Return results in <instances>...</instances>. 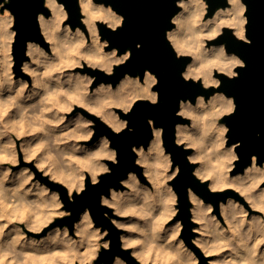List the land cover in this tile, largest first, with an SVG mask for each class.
Returning a JSON list of instances; mask_svg holds the SVG:
<instances>
[{"label": "bare ground", "instance_id": "bare-ground-1", "mask_svg": "<svg viewBox=\"0 0 264 264\" xmlns=\"http://www.w3.org/2000/svg\"><path fill=\"white\" fill-rule=\"evenodd\" d=\"M228 2L227 6L219 5L215 13L207 18L208 2L179 0L181 9L172 19L174 27L167 30V36L178 53L193 54V59L184 71L185 77L197 80L202 78L206 86L219 84L216 72L236 75L237 66L244 64V60L237 54L227 52L224 44L207 43L208 38L217 36L225 26L232 27L239 38L249 40L246 35L247 4L243 0ZM44 4L51 10L49 16L45 12L39 13L44 44L35 40L28 41L27 53L30 59L23 62V69L18 76L12 68L14 63L12 45L17 33V29L12 28V25L16 16L7 8L3 11V3L0 7V218L5 217L2 221L0 219V264L14 263L19 257L21 261L15 263H22L20 254L17 258V251L21 248L25 249L23 254L28 251L27 257L22 254L23 259L25 256L26 259L33 260L35 255L40 257L43 254L42 259L44 253L47 254L45 257L51 256L49 255L51 252L47 251L48 245L41 239L37 241L22 238L23 233L21 235L19 232L21 229L18 231L19 227L16 229L11 227L10 215L12 213L16 218V212L18 215L22 211L24 216L23 212L26 211L29 216L28 225L40 229L51 211L49 206H54L57 201L60 203L57 193L47 191L48 187L40 180H32L35 171L25 168L9 171L8 167L6 168L9 159L13 162L16 160L19 146L16 139L23 137L21 147L26 160L35 158L38 166L46 163L47 168L52 170L50 174L52 178L66 181L70 191L74 188L80 189L84 184L85 171L90 170L92 179L95 180L98 173L106 168L101 162L102 159L105 157L114 159L116 152L109 146L107 137H101L102 139L94 145L79 146V143H75L78 138L90 136L92 130L87 125L91 119H86L80 114L67 119L65 111L78 102L90 112L99 115L115 130H120L127 125V120L119 116L114 110L115 107L127 111L137 99L158 100V92L153 87L158 77L149 69L146 70L143 79L127 74L116 86L101 83L95 91H89L93 77L79 71H71L76 66L83 65L84 61L112 71L115 65L129 58L131 47L122 54L118 53V48L106 51L104 46L107 40L102 41L99 34V21L115 28L123 22V14L118 13L111 5L97 0H79L81 22L86 24L89 30L87 34L81 24L74 27L70 22L65 23L69 11L63 1L44 0ZM48 44L50 52L47 51ZM27 72L30 73V79L25 76ZM234 108V98L221 91L213 93L208 98L199 95L195 103L189 100H183L181 103L180 113L191 116L192 126L179 123L177 141L180 144L186 141L187 145L195 147L189 155L190 159H197L200 162L194 170L195 174L202 181L210 179L209 187L212 190L232 185L240 191L236 199L230 197L220 203L224 217V220H221L211 213L213 204L190 189L192 218L199 223L196 227L199 235L193 241L196 248L201 247L204 252V256L200 258L201 263L264 264V187H261L264 181V162L258 163L254 155L253 162L245 167L243 172L229 173L234 166V160L238 158L235 152L237 144L224 146L227 140V125L222 124L220 119ZM63 150H68L69 156L62 167L52 158L53 151L57 155H63ZM136 150L139 154L137 159L145 164L144 170L149 179L155 181L157 185L160 184V178L167 175L162 128H154V136L148 148L139 147ZM177 170L178 167L175 166L171 174ZM124 180L130 184V191L112 192L111 197L103 198V203L115 205L120 212L128 209L131 212L130 224H136V221L141 220L139 225L133 224V230L135 228L137 231H146V226L152 231L151 234L149 230L143 231L144 235L149 233L150 237L153 235L161 238L163 221L173 211L170 204L156 205L149 202L145 206L148 187L139 182L135 171H131ZM9 202L16 207L15 213H13L15 207L9 206ZM21 204L26 208L36 205L39 211L36 214L31 212L29 214L32 208L19 209V206L23 207ZM22 215L17 216V219ZM145 215L148 216L146 223ZM181 226L182 223L178 221L177 227ZM97 231L92 227L89 210L84 211L76 222L79 237L77 239L70 237L65 229L64 235L60 234L59 240L57 239L65 247L63 249L65 258L68 257L67 259L71 261L75 259L86 261L94 257L97 254ZM134 231L129 236L122 235L123 244L138 242ZM171 235L173 236V233ZM168 236L169 234L166 236L164 234L163 240L166 241ZM47 241L49 244V240ZM151 242L154 245L155 242ZM177 242L171 244L169 242L170 247L175 250L174 256L177 257L176 259L170 256L172 264L180 261H185L184 264H196L192 250L183 249L184 246ZM52 246L54 247L53 244ZM135 246L132 254L145 262L148 257L144 242H138ZM9 253L15 254V257L11 254L14 261L8 258ZM210 255H214L213 258L205 259ZM38 259L35 261L38 262ZM29 260L28 264H31L32 261ZM114 264L126 262L118 256Z\"/></svg>", "mask_w": 264, "mask_h": 264}, {"label": "water", "instance_id": "water-1", "mask_svg": "<svg viewBox=\"0 0 264 264\" xmlns=\"http://www.w3.org/2000/svg\"><path fill=\"white\" fill-rule=\"evenodd\" d=\"M5 0H0L1 3ZM66 4L73 25L81 23L79 0H61ZM111 5L118 13L124 15L122 25L111 27L103 21L98 22L102 38L109 41V48H118L125 53L131 47L127 60L114 66L109 73L101 68L86 67L96 76L95 84L112 83L116 86L127 75L139 76L143 79L146 70L155 72L158 77L153 86L158 92V100L137 99L129 110L116 107L119 116L127 120V127L115 130L99 115L81 107L80 110L94 124L91 143L101 137H107L110 146L115 149L116 158H106L108 170L99 174L93 182L90 174L86 175L85 187L72 194L69 188L48 176L40 177L59 192L60 198L70 215L57 221L68 224L71 231L84 211L89 210L96 226L108 230L106 239H110L109 247H102L93 264H114L116 257H122L128 264H143L131 249L122 246V229L118 228L112 217L117 214L113 208L103 203L104 196L110 197L113 189H123V180L131 171L143 178V167L137 162L136 149L148 148L154 136V128H162L163 143L167 152L171 153L173 165L179 166V173L172 184L179 195V217L186 224L191 219V201L189 189H193L212 200L216 206L226 201L229 196L238 197L234 189L214 191L208 181H202L194 173L196 163L189 154L192 149L177 141V125L188 123L189 118L180 113L183 100L192 103L199 95L210 97L217 91L232 96L235 108L223 117L228 126L227 144H237L235 150V173L243 172L253 162L256 155L258 163L264 162V0H243L247 4L246 35L249 40L239 38L232 27H223L222 32L209 44H224L226 51L237 54L244 60L237 66V74L229 75L216 72L220 82L217 86L206 87L201 80L187 78L184 75L187 65L192 60L190 55H179L167 36V30L174 27L173 17L180 6L179 0H97ZM208 14L212 16L219 5L227 6L228 0H207ZM6 6L14 12L17 33L13 51L19 68L27 58V44L35 40L44 44V36L39 24V13L50 14L44 0H9ZM80 264V263H79Z\"/></svg>", "mask_w": 264, "mask_h": 264}, {"label": "rangeland", "instance_id": "rangeland-1", "mask_svg": "<svg viewBox=\"0 0 264 264\" xmlns=\"http://www.w3.org/2000/svg\"><path fill=\"white\" fill-rule=\"evenodd\" d=\"M9 0H5L4 2H3V7H2V10L4 11L6 8L9 10V12H12V10L10 9V8H8L7 6H6V3L8 2ZM200 1H203V3H206L207 2V0H200ZM208 7H209V5H207ZM47 7V6H46ZM48 8V7H47ZM49 9V11H50V14H48V16L49 15H51V10H50V8H48ZM180 9H181V6H180ZM13 13V12H12ZM81 17H82V15H81ZM206 17L208 18V17H210L209 16V14H208V10H207V12H206ZM16 19V18H15ZM67 22H70L71 24H72V22H71V17H70V14L68 15V17L66 18V20H65V23H67ZM123 23V22H122ZM122 23L120 24V25H122ZM81 24V26L85 29V32H87V34H89V30H88V28H87V26H86V24L85 23H80ZM80 24H76V25H73L74 27L75 26H77V25H80ZM120 25H118V26H120ZM117 26V27H118ZM12 28H15V21H14V24L12 25ZM222 32V31H221ZM220 32V33H221ZM219 33V34H220ZM99 34H100V39L103 41V40H107V39H105V38H102V36H101V33H100V31H99ZM218 34V35H219ZM217 35V36H218ZM217 36H215V37H210V38H208V40H207V43H209V41H211L212 39H214V38H216ZM14 41H15V39H14ZM14 41H13V44H14ZM41 43V42H40ZM211 44H214V43H211ZM208 45V44H207ZM48 49H47V51L48 52H50V46H49V44H48V47H47ZM104 49L106 50V51H110V50H113V49H110L109 48V41L107 40V44L104 46ZM177 51V50H176ZM118 53H119V50H118ZM26 54H27V58H25L23 61H22V63H21V65H20V67L18 68L17 67V61H16V58H15V54H14V51H13V45H12V57H13V59H14V63H13V66H12V68H13V71H14V73H16V75L18 76V75H20L19 74V72H20V70H22L23 68H22V66H23V62L25 61V60H28V59H30V56H29V54L27 53V51H26ZM120 54V53H119ZM179 55H190L191 56V58L193 59V54H191V53H179ZM125 60H127V59H125ZM124 60V61H125ZM123 62V61H122ZM122 62H120V63H122ZM120 63H118V64H120ZM86 66H89V67H93V68H101V67H99V66H97V65H92V64H89L88 63V61H84L83 62V65H81V66H76L75 68H73V69H71V71H75V72H81V73H83V74H85L86 76H91V77H93V80H92V82H91V84H90V86H89V91H95L96 89H97V87H98V85H100V84H95L94 82H95V78H96V76H94V75H92L91 73H89L87 70H86ZM239 66V65H238ZM101 69H103V70H105V71H107L106 69H104V68H101ZM114 71V68H113V70L112 71H107V72H109V73H111V72H113ZM25 76L27 77V78H29L30 79V73L29 72H27V73H25ZM140 78V77H139ZM193 79H195V78H193ZM195 80H197V79H195ZM199 80H201L202 81V78H200ZM157 83V82H156ZM155 83V84H156ZM203 83V82H202ZM112 86H113V84L112 83H110ZM154 84V85H155ZM206 86V85H205ZM210 86H212V85H210ZM210 86H206V87H210ZM81 107H83V108H85V109H87V110H89L87 107H85L83 104H80V103H78V102H76L74 105H73V107H71L70 109H68V110H66L65 111V118H67V119H69V118H73V117H76L77 115H79L80 114V116H83V117H85L86 119H90V118H88L85 114H83V112L80 110V108ZM116 108V107H115ZM115 108H114V110H115ZM121 108V107H120ZM123 109V108H122ZM116 111V110H115ZM94 113V112H93ZM118 113V112H117ZM96 114V113H95ZM182 114V113H181ZM226 114H229V113H226ZM225 114V115H226ZM183 116H185V117H187V118H189V122L188 123H183V124H185V125H187V126H192V118H191V116H189V115H184V114H182ZM220 122L222 123V124H224V125H226V122H224L223 121V118H221L220 119ZM93 124H94V122L92 121V120H90V124L89 125H87V127L88 128H90L91 130H92V133L90 134V136H88V137H84L83 136V138L81 137V138H78L76 141H75V143H79V146H82V144L83 145H85V144H87V145H94L95 143H97L100 139H102V138H99L98 140H96L95 142H93V143H91V140H92V138H93V134H94V132H95V130H94V127H93ZM125 127H127V125L125 126ZM124 127V128H125ZM228 126H227V132H228ZM69 130V129H68ZM67 130V131H68ZM226 132V133H227ZM109 140V139H108ZM227 140H228V136H227ZM227 140H226V142L224 143V146H227L228 144H227ZM20 141V142H19ZM22 141H23V137H18L17 139H16V143H17V145H19L18 146V152H17V156H16V160L13 162L12 161V159H9L8 161H7V163H6V168L9 170V171H17V170H21V169H26V170H31V171H35V174H33V176H32V180L33 181H35V180H40L41 182H43L47 187H48V190L47 191H49L50 193H57L58 194V199H59V202L60 203H58V201L57 202H55V204H54V206H49V210H51V211H49V213L47 214V216H46V221H44L43 223V225H42V227L40 226L39 228L40 229H37V228H32V227H30L29 225H28V215L26 214V211H25V213L23 212V214H24V216L22 215V211L17 215V212H16V218L15 217H13V215L14 214H12L11 213V219L13 220H11V222H9L10 224H11V227L12 228H17V227H19L17 230L19 231V229H21L19 232L21 233V235H22V233H23V235H22V238H24V239H37V241L39 240V239H41L43 242H45L48 246H47V251L48 252H51V253H49V255H51V256H47L48 257V259H47V257H45L47 254H45L44 253V257L41 259V255H43V254H41L40 255V257L38 256V255H35L34 253H32V255L35 257V259H30V258H25V256L27 257V253H28V251L26 250V254H23V251H24V253H25V249L23 250L22 248L21 249H19L20 247H17L19 250L17 251L18 252V254H17V258L19 257V254H20V256H21V258H22V260H23V262L24 261H27V262H19V264L21 263V264H28V260L29 261H32L31 262V264L33 263H36V264H93L94 263V260H95V258L98 256V253H99V251L102 249V247H109V243H110V239H106L105 237H106V235L108 234V230H105V231H103L102 230V228H101V226H96L95 225V222H94V220H93V218H92V227L95 229H97L98 231V236H97V254L94 256V257H92V258H90V259H88V260H86V261H81V260H69V259H67L68 257H66L65 258V256H64V254L63 253H65V251L63 252V249L65 248L63 245H61L59 242H58V240H59V235L60 234H63V232H64V230L65 229H67V234L71 237H74V239H77L79 236H78V233L76 232V223H75V227H74V230L73 231H71L70 230V228H69V226H68V224H60L57 220L59 219V218H64V217H66L67 215H70L71 214V211H69V210H66L65 208H64V204H63V202H62V200H61V198H60V195H59V192L58 191H56V190H53V189H51V187L40 177V173L43 175V176H48L51 180H53V181H57V182H61V183H63V184H65L68 188H69V184L66 182V181H64L63 179H58V178H52L51 177V175L50 174H52V170L50 171L47 167L48 166H46L47 164L45 163L43 166H38L37 164H36V159L35 158H32V159H28V160H26L25 159V157H24V151H23V149H22V147H21V143H22ZM183 144H185V146H187V147H189V148H191L192 149V152L195 150V147L193 146V145H187V142L186 141H184V142H182ZM162 144H163V153L165 154V158H166V160H165V162H166V170H165V172L167 173V175L166 176H164V177H161L160 179V184H155V181H153V180H151V179H149V176H147V174L145 173V164L144 163H142V162H139L138 161V159H137V162L140 164V165H142V167H143V178L141 177V176H139L138 174H137V172H135L136 174H137V178H138V180H139V182H141L142 184H145V186L146 187H148V189H149V192H147L148 194V196L147 197H145V206H146V204L147 203H149V202H152V203H154V204H156V205H163V204H170V208L173 210L171 213V215L170 216H168L166 219H165V221H163V225H162V233H161V238H157V236L156 237H154L153 235H152V237H150V235H149V233L151 234V228H147L146 226H145V230L146 231H144V232H147V230H149L148 232L149 233H147L146 235H144L145 233H142L143 231L141 230V231H137L135 228H134V230H136V231H134L132 228H133V224L134 225H136V224H140L141 223V220H139L138 222L136 221V224L135 223H131L130 224V221H131V212L127 209V210H125V212H120L119 210H117V208L115 207V205H109V204H107L108 206H110V207H112L113 208V210H114V212L117 214V216L116 217H112V219H113V221H114V223L116 224V226L118 227V228H120V229H122V233H121V239H122V235H127V236H129V234L131 233V232H135L136 234H137V239H138V242H144V244H145V248H146V252H147V257H148V259L145 261V262H142L141 260H139L138 258H137V256H135L141 263H143V264H172V256L173 257H176V255L174 256V253L173 252H175V250L173 249V248H171L170 247V244H171V242H177V241H179L180 239V242H177V243H181L184 247H183V249H188V250H192V252H193V254H194V257H195V259H196V264H205V263H201V261H200V258H202V255L204 256V252H202V249H201V247H197L196 248V245H195V243H194V241H193V239L196 237V236H198L199 235V232L196 230L197 228V226L199 225V223L198 222H196V220H194L193 218H192V212H191V219H190V223L189 224H186L184 221H183V219L181 218V217H179V211H180V208L178 207V204H179V195H178V193H177V191L174 189V187H173V184H172V181H173V179H175V177L178 175V173H179V166L178 165H176L177 167H178V170H177V172L176 173H174V174H171V173H173L174 172V169H175V166L173 165V160H172V156H171V153L170 152H167L166 151V148H165V146H164V143H163V137H162ZM78 146V147H79ZM109 146H110V141H109ZM57 147H58V145H57ZM111 147V146H110ZM64 151V150H63ZM136 152H137V150H136ZM191 152V153H192ZM235 152H236V150H235ZM53 161L55 162V163H57V164H59V165H61L62 167H63V165L67 162V159H68V156H69V152H68V150H65L64 151V153H63V155H57V154H55L56 152L55 151H53ZM190 153V154H191ZM237 153V152H236ZM189 154V155H190ZM139 154H138V152H137V158L139 157L138 156ZM106 158H108V157H105V158H103L102 159V163H104L103 165L106 167V168H104V169H102L99 173H98V176H97V178L95 179V181L96 180H98V177H99V174H101V173H103V172H105V171H107L108 170V164L105 162V159ZM116 158V155H115V157H114V159ZM12 162H11V161ZM192 162H194V163H196V167L199 165V160H197V159H190ZM199 162V163H198ZM195 167V168H196ZM235 168H236V160H234V166H233V168L229 171V173L230 174H235ZM48 169V170H47ZM51 169V168H50ZM79 171L77 170V173H78ZM194 173H195V171H194ZM87 174H90V176L92 175L91 174V171L90 170H86L85 171V176H84V184H83V186L80 188V189H78V188H74L72 191H70V189H69V191H70V193L72 194L74 191H78V192H80L84 187H85V179H86V175ZM171 174V175H170ZM38 175V176H37ZM168 175H170L169 177H167ZM197 177H198V175L197 174H195ZM91 178H92V176H91ZM93 180V179H92ZM94 181V180H93ZM125 180H123V184H124V188L123 189H118V190H115V189H113L112 190V192H122V193H127L126 191H130V189H131V186H129L130 184H127V183H125L124 182ZM205 181H208V183L210 182V179H208V180H205ZM148 185V186H147ZM159 188H158V187ZM264 187V181H263V184L261 185V187ZM228 189H234L237 193H239L240 194V191L235 187V186H232V185H229V186H227V187H225V188H223V189H220V190H214V191H226V190H228ZM189 191H190V189H189ZM112 192H111V194H112ZM190 193V192H189ZM168 194V195H167ZM112 196V195H111ZM110 196V197H111ZM104 197H107V196H104ZM203 197V196H202ZM230 197H232V198H234V199H236L237 197L236 196H229L228 198H230ZM204 198V197H203ZM227 198V199H228ZM12 199H14V198H12ZM11 199V200H12ZM189 199H190V197H189ZM205 200V199H204ZM190 201H191V199H190ZM207 202H211L212 204H213V209L211 210V213L212 214H214L215 215V217H218L219 219H221V220H224V217H223V215H222V213H221V209H220V203L222 202V201H220V203H219V205L218 206H216L215 205V203L212 201V200H206ZM11 202V201H10ZM9 202V206H12V207H15V206H13V203H10ZM10 204H12V205H10ZM15 205V204H14ZM18 205H19V203H18ZM17 205V206H18ZM9 206H8V208H9ZM21 206H23L22 204H21ZM191 206H192V202H191ZM30 207L31 206H27V208L28 209H30ZM23 208V210H24V208H25V210H27V208L26 207H20L19 206V209H22ZM32 210L31 211H29V214H30V212H31V214H36L38 211H39V209H38V207L36 206V205H33L32 207ZM17 209H18V207H17ZM19 209H18V211H19ZM15 210H16V207L14 208V210H13V213H15ZM190 210H191V207H190ZM17 211V210H16ZM28 213V212H27ZM166 213V212H165ZM20 214L22 215V217H18V219H17V216H20ZM27 215V217H25L26 215ZM250 215V214H249ZM4 217V216H3ZM0 218L1 219V221H2V219H4V218ZM13 217V218H12ZM92 217V216H91ZM250 217V216H249ZM15 218V219H14ZM25 220H27V221H25ZM146 220H148V216H146L145 215V223H146ZM79 221V220H78ZM178 221L179 222H181L182 223V226L181 227H177V225H178ZM27 222V223H26ZM16 224V225H15ZM18 224V225H17ZM14 226V227H13ZM16 226V227H15ZM137 226V225H136ZM132 230V231H131ZM171 233H173V236L171 237L170 236V234ZM164 234H165V236L166 235H168L169 234V236H168V238L166 239V241H164L165 239H164ZM64 235V234H63ZM144 235V236H143ZM147 235H148V237H147ZM57 236V237H56ZM152 238V239H154V240H152L151 239V241H153V242H155L154 243V245L153 244H151L152 242L149 240L150 238ZM154 237V238H153ZM55 238V239H54ZM157 239V241H156V239ZM58 239V240H57ZM164 239V240H163ZM41 240H39V241H41ZM47 240H49V244H48V241ZM52 240V241H51ZM53 240H55V242L53 241ZM159 241H160V243H159ZM52 242V243H51ZM138 242H136V243H138ZM166 242H168V244H169V242H170V244H169V247L167 246L168 244L166 243ZM55 243H56V245H55ZM136 243H131V244H123V239H122V246L124 247V248H128V249H131V251H133V249L136 247L135 245H136ZM157 243H158V245H159V247L160 248H158V245H157ZM165 243V244H164ZM52 244L54 245V247L52 246ZM133 244H135V245H133ZM142 244V243H141ZM153 245V247H151ZM155 245H157V248H155ZM57 246V247H56ZM61 246H63V247H61ZM166 246H167V248H166ZM17 248L15 249V250H17ZM51 251H50V250ZM173 249V250H172ZM199 249V250H198ZM172 250V251H171ZM46 251V252H47ZM169 251V252H168ZM47 252V253H48ZM173 254H172V253ZM11 254H13V253H9L8 254V258H10V259H13V256L15 257V254H13V256L11 255ZM22 254L23 255H25L24 256V259H23V256H22ZM39 254V253H38ZM68 254V253H67ZM177 254V253H176ZM63 255V257L61 258V256ZM201 255V256H200ZM32 256V257H33ZM36 256H38L39 257V259H38V257H36ZM68 256V255H67ZM171 256V257H170ZM213 256L214 255H210V256H208V257H206L205 259H207V260H210L211 258H213ZM12 257V258H11ZM31 257V258H32ZM33 257V258H34ZM51 257V258H50ZM170 257V258H169ZM122 258V257H121ZM36 259H38L37 261L38 262H36L35 260ZM51 259V260H50ZM63 259H65V260H63ZM123 259V258H122ZM168 259L170 260V261H168ZM176 259H177V257H176ZM125 260V259H124ZM175 260V259H174ZM13 261H14V259H13ZM15 261H21L20 260V257H19V259H15ZM15 261H14V263L12 262L11 264H16L15 263ZM35 261V262H34ZM175 261H177L178 262V260H175ZM125 262H126V264H128V262L125 260ZM183 262V263H182ZM30 263V262H29ZM185 263V261H180V262H178L177 264H184ZM18 264V263H17Z\"/></svg>", "mask_w": 264, "mask_h": 264}, {"label": "clouds", "instance_id": "clouds-1", "mask_svg": "<svg viewBox=\"0 0 264 264\" xmlns=\"http://www.w3.org/2000/svg\"><path fill=\"white\" fill-rule=\"evenodd\" d=\"M93 182L95 183V180Z\"/></svg>", "mask_w": 264, "mask_h": 264}]
</instances>
